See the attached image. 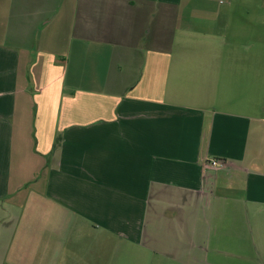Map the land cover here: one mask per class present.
I'll return each instance as SVG.
<instances>
[{"label":"crops","instance_id":"1","mask_svg":"<svg viewBox=\"0 0 264 264\" xmlns=\"http://www.w3.org/2000/svg\"><path fill=\"white\" fill-rule=\"evenodd\" d=\"M207 1L0 0V264H264V4Z\"/></svg>","mask_w":264,"mask_h":264},{"label":"rangeland","instance_id":"2","mask_svg":"<svg viewBox=\"0 0 264 264\" xmlns=\"http://www.w3.org/2000/svg\"><path fill=\"white\" fill-rule=\"evenodd\" d=\"M196 1L197 2H196L195 6H197V5L199 6L202 3L204 4L206 2H209L207 0H196ZM211 1L212 2L210 4L208 3L209 4L208 8L207 9L205 8V11L201 12L202 14L208 13L209 15H212V16L215 15V13H216L215 11L220 10V3H222V2L226 3L228 0H211ZM242 1H244V0H242ZM252 1H256V0H252ZM257 2H262L264 4V0H257ZM217 5H218V9H217ZM240 9L244 10V8L242 6L240 7ZM196 11L198 12V14L200 13L199 8ZM258 16H262V18H261L260 22H257L256 28L251 29V31H253V33L251 34V38L249 40H250V45L253 46L255 49H257L258 52L260 51L259 50L260 47L263 48V50L260 51V54L258 55V57L264 58V13H263V15H260L258 13ZM202 26H206V23L205 22L202 23ZM207 28H208L207 29L208 32L212 33L213 36H210V37L205 38V39H200V40L193 38V43L197 42V44L211 46V47H215V48L220 47V45L224 46L227 44H233L232 39L228 40L225 37H220V20L217 21L216 23L210 22L209 27H207ZM249 33H250V31H249ZM248 37L249 36L247 34L245 36V39H247ZM177 40H178V42H180V45L186 44V38L185 37H179ZM191 40H192V38H191ZM236 41L237 40L235 38L234 42H236ZM190 43H191V41L188 44H190ZM2 207H4L7 210L12 211V207H6V205L3 203H2ZM5 216H6V214L3 213V211H2V213H1L2 219ZM0 227H1L0 228V242H1L0 256L2 257L4 255V246L8 242V239H6V236L8 235L7 234L8 230L6 229L5 225H3V224ZM17 241H20V240H17ZM194 252L196 253V250H194ZM130 253L135 254V253H141V252L138 249H133L132 247H130ZM148 253L149 252H147V254H146V258L150 257V256H148ZM149 255H151V254L149 253ZM152 257L153 258L150 260L146 259L145 263L128 262V264H173L172 262L168 261L167 259L157 258L155 256H152ZM25 262H26V264H36L35 262H31V261H25ZM116 263L117 262H114L112 264H116ZM96 264H99V263H96Z\"/></svg>","mask_w":264,"mask_h":264},{"label":"built area","instance_id":"3","mask_svg":"<svg viewBox=\"0 0 264 264\" xmlns=\"http://www.w3.org/2000/svg\"><path fill=\"white\" fill-rule=\"evenodd\" d=\"M208 164L211 167H224V165H225V163L222 160L216 159V158L210 159Z\"/></svg>","mask_w":264,"mask_h":264},{"label":"trees","instance_id":"4","mask_svg":"<svg viewBox=\"0 0 264 264\" xmlns=\"http://www.w3.org/2000/svg\"><path fill=\"white\" fill-rule=\"evenodd\" d=\"M59 143H60V137L57 136V137L55 138V140H54V144H53L52 152H55V150H56V148L58 147Z\"/></svg>","mask_w":264,"mask_h":264}]
</instances>
